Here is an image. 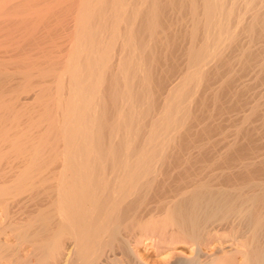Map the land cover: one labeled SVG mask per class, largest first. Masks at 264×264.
Returning a JSON list of instances; mask_svg holds the SVG:
<instances>
[{"label":"bare ground","instance_id":"bare-ground-1","mask_svg":"<svg viewBox=\"0 0 264 264\" xmlns=\"http://www.w3.org/2000/svg\"><path fill=\"white\" fill-rule=\"evenodd\" d=\"M242 1L251 20H238L240 33L255 48L233 54L236 70L223 54L238 47L233 21ZM78 2L72 46L57 63L9 72L0 52V264H145L137 251L145 240L185 258L178 264H264V157L252 143L256 126L244 129L263 104L240 114L224 154L211 165L204 160L216 144L207 104L229 111L220 97L253 65L264 80V45L256 49L264 41V9L257 8L264 0ZM221 75L207 103L205 92ZM32 77L44 95L52 91L55 110L52 123L45 114L51 125L43 141L24 142L34 146L22 150L14 143L19 128L12 134L6 125L7 102L19 100L6 90L30 86ZM224 128L215 131L225 138ZM246 136L254 148L239 145ZM240 150L251 152L236 155Z\"/></svg>","mask_w":264,"mask_h":264},{"label":"rangeland","instance_id":"rangeland-1","mask_svg":"<svg viewBox=\"0 0 264 264\" xmlns=\"http://www.w3.org/2000/svg\"><path fill=\"white\" fill-rule=\"evenodd\" d=\"M78 1L79 0H0V52H1V56L3 57L4 62H5V69L9 72H12L15 70L21 71V69L23 71L25 68L28 70H33L35 67H38V65H39V64L37 65L36 63H40V62L43 63L44 66L47 65L46 67H48V66H50V64L52 63L53 60H56L57 58H61L62 55H64V54L66 55V53L69 51V48H71L72 43H73V35L75 32L74 31L75 19L78 16V13H77V9H78L77 6L79 3ZM240 4H241V5H239L240 8L239 7L237 8L236 17L233 21V29L234 30L238 29L237 32L239 31V33H240V31L243 32L244 30L238 24V20L239 19L243 20L242 18H244L246 23H249V21L251 20V18H250L251 12H250V14L246 12L250 9L248 2L246 1L245 8L243 7L245 5V2L242 1V2H240ZM246 8H249V9H246ZM257 8H260L261 10L264 9V8H261L260 5H258ZM242 9H243V11H242ZM244 9H245V11H244ZM262 11H264V10H262ZM170 13H167V16L170 15V17H171V15H172V18L174 16L176 17V15L172 14V12H170ZM263 15H264V13H263ZM172 18H170V19H172ZM174 18H173V20H174ZM187 21H186V23H187ZM186 23H185V25H186ZM239 33H238V39L239 40H238V44H237L238 47L236 46V47L229 48V49H231V51H232V49L234 50V48H235V51H233V52H231V51L229 52V50L227 48L224 50V54H223V56H224L223 59H225L224 62H227L226 60L228 59V62H229V60H231V64H232L233 63L232 60H234L233 54L234 53L236 54V52L241 50L240 48L246 49L248 46H249V48L251 47L252 49H253V47L255 48V44H252V43L250 44V40H249L250 38L248 39L247 32H245L246 35H244V33H240V36H239ZM241 36H242V39L240 38ZM261 41L262 40H260V42ZM258 43H256V47H257L256 49L257 50L259 48L258 46L261 45V47H262L264 45V41L261 42L263 44L259 43V45H257ZM252 45H254V46L252 47ZM236 49H237V51H236ZM256 49H254V50H256ZM226 52H228V53H226ZM229 57H231V58H229ZM235 60H234L233 64H235ZM59 61H61V60H59ZM55 62L57 63V60ZM41 63H40V66L38 67L40 69H41V65H42ZM217 63L218 62H215V61L213 63H211V65L207 67V70L209 72L211 71L212 73H213V71L215 72V69L218 67ZM28 64H30V65L36 64L37 66L35 65V67H31ZM52 64H54V63H52ZM52 64H51V66H52ZM225 65L223 66V68L226 67ZM42 68L44 69V67H42ZM237 68H239V67H238V65L235 64V69L237 70ZM258 68L259 67H256V65H253L252 67L249 68V70H247L243 73H238L237 75H235L233 84L228 89V93L230 94V92H232V94L228 95L226 97L227 99L224 97L228 93L225 96L224 95L221 96L224 99L220 97L219 103L222 107V110H224V111H226L225 109L229 110V111H226L227 113L225 112V114L223 111L221 112L217 107H214V106H216V104L214 105V103H212L213 100L210 101V99H212L210 94L212 95L211 92L214 93V92H217L219 90V87H221L220 85L222 84V82L226 78V74H225V78L223 75H221V77L219 76L220 78L218 77V78H214L213 80H211V82H210L211 86H209L210 89L207 90V94L205 92L204 96H206L208 98L207 95H209V100H207V103L210 101L209 102L210 104L209 103L207 104L208 107L206 109V112H208V111H209V113L211 112L212 116H213V118L209 122H211V124L213 123V125H214L213 126L214 127L213 133L211 134V139L213 142L216 141V144L215 143L213 145L210 144L211 148H212V149H210L209 144L207 145V141H203L202 143L200 141L196 142V145H201L202 147L209 146L208 150L211 153L207 152L209 155L206 154L205 159H204L207 162V165L213 164L212 162H214V159H216L213 157L219 158L221 154H224L226 152V148H224L225 146H223V145L225 143H227V144L233 143L232 141H234V139L236 138L235 130L238 128V125L241 124L240 120L244 116L249 115L250 113H247V112H251L250 108L258 102L261 105L263 104L261 106V108H263L262 109L263 111L260 110V115L262 114V116L258 115L259 117L257 116L256 119L254 118L252 121H250L252 123L246 124L245 125L246 128L244 127V129L245 130L249 129L250 126L252 128H254L255 126L256 127L258 126L257 128L255 127L254 130L256 131V129H257L256 133L258 136H260V138L258 137L259 139L256 141L257 135H255L254 139H252V143L254 142L253 146L256 149L257 148L260 149V150L257 149V151H256L258 153V155H260L258 159L260 160L261 157L262 158L264 157L263 156L264 154L263 155L259 154V151H260V153H264V128H263V124H264L263 120L264 119H262L264 117V80L261 81L260 78H258V75L260 74V73H258V72H260V68L259 69ZM26 69L24 71H26ZM212 69H213V71H212ZM35 78L36 77H32L31 78L32 80L31 79L30 80L32 82H33V80L39 81L38 77L36 79ZM25 84H26V82H23L24 90H23V86L21 87V85L18 86L17 89L16 88L14 90L9 89L11 91H8V88H7V90H6L7 91L6 92L7 98L11 97L13 94V96H17V100H19V101L16 100L18 103L15 101L16 104L10 103L8 101L9 99L7 100L8 101L7 105L11 104V106H7V116L9 117V118L8 117L6 118L7 129L13 131L14 127H18L19 131L17 130L18 128H14V129H16L17 132H19V133H17V135H19V136L16 135L17 139L14 136H13V138H9L10 142L8 139V141L6 142V144H7L6 145V152L12 151L11 150L12 147L10 145L11 139H12V141H14L13 139H16L14 141V143L19 142V141L21 142V143L19 142L17 144V146L18 145L22 146V147L19 146L20 148L17 147L18 149L26 148L27 146H28V148H30L29 146H34V145L29 144V142L27 144L24 143L27 141H31V142L33 141L34 144H35V142L36 143L40 142V140L43 141V139L45 137L43 136V138H42V135H44L43 133H45V130L48 132L47 128L50 127V125L53 121V120L51 121L50 116H52V113L54 114L55 109L53 107H55L54 106L55 104L53 102L54 100L52 101L53 96H49L50 94H52V91H51V93H50V91H47V92H49L48 95L47 94L44 95L43 92L41 91L42 87L39 88V85L41 84L40 82H39V84L35 82L36 85H34V82H33L32 85H30V86L34 85L32 87L33 89L31 91H30L31 87L27 86ZM25 86L29 87V91H27L28 88H26ZM41 86H42V84H41ZM245 88H247V89H245ZM244 89H245V92H244ZM236 90H237V93H239V91H240L239 96L243 97L242 100H244V101H242V102L244 104L239 101V100H241V98L239 99L238 94H236ZM242 90H243V92H242ZM25 91H27V92L25 93ZM208 91L210 92V94H208ZM47 92H44V93H47ZM41 94H43L44 96ZM234 94H235V97L237 95L238 98L236 97L235 101L233 102L234 98L232 95H234ZM229 98H230V100H229ZM237 99H239V100H237ZM227 100H229L230 102ZM236 101H237V105L243 104V106L242 105L239 107L236 106L237 107L236 110H233L232 105H233V103H236ZM48 102L51 105L52 104H54V105L51 106ZM222 102H224L225 105H223ZM230 104H231V108L229 107ZM50 107H52L54 110L51 109ZM240 107H242V108L239 109ZM192 108H194V111L197 109L195 111V114L197 116L201 115L202 109L201 108L199 109V106L197 105L196 101H194V103L192 104ZM215 111L221 112V113H223V115L222 114L218 115V113H216ZM10 112H11V114L8 115ZM12 113H13V115H15L14 117H13ZM45 114L47 116H49L50 119L48 117H46ZM240 114L243 115V117ZM220 115H222L223 118H221ZM225 115H226V117L224 118ZM52 117H54V116H52ZM45 119L48 121L50 120L51 123L48 124V121H45ZM20 120H21V122H20ZM12 121L17 125H15ZM11 122H12V124H14L13 126H11ZM237 123H238V125H237ZM222 124H225V125L223 126ZM46 125H47V127H46ZM202 125H204V121H202L200 123V126H202ZM218 125H219L220 129H221V127L227 128L226 130H225V128L222 129V130H224V132L227 131L226 132L227 135L225 138L221 134H219L217 131H215L216 130L215 127H218ZM234 125H235V127H234ZM197 126L200 127L199 124ZM240 126L241 125H239V127ZM10 127H12V129ZM250 130H253V129L250 128ZM12 131H11L12 134L14 132H16V131H13V132ZM183 131L185 132L184 128L182 130H180V135H181V133L182 134L184 133ZM244 138L245 139H243V137L241 138L242 140H240L239 145H241V147L246 148L249 144V142H247L248 141L247 139H249V138H248V136H246ZM192 139H195V137H192ZM181 140L182 139H180L178 142L182 143ZM186 140H187V138H186ZM230 140H232V141H230ZM253 140H255V141H253ZM42 141H41V144H42ZM183 142L184 143L182 144V147H186L187 142H189V141L185 142V140H183ZM52 143H54V140ZM252 143H251V145H252ZM37 144H39V143H37ZM243 144H245V145H243ZM251 145L249 144V146H251ZM257 145H259L260 147H258ZM254 147H252V148H254ZM31 148H33V147H31ZM217 148H219V150ZM214 149L217 152H215ZM220 150H222V152ZM248 150H250V149H248ZM219 151H220V153H218ZM214 152H215V154H214ZM241 152H242V150H240V152L237 153L236 155L241 156V154L244 153L242 156H245L251 151L247 152L246 150H244L242 153ZM185 156H186V154H185ZM194 156H196L195 159H197L198 157L200 158V154L198 153V151H196V154ZM206 158H207V160H206ZM195 159H193V162ZM197 160H199V159H197ZM200 162L195 163L196 167H201L202 165H204L203 162H201V163ZM150 243H151L150 240H148V241L145 240L144 243L142 244V246H139V248H137V251L139 253V257H141V259L143 261L145 260V264H178V262H181V260L182 261L185 260V258L182 259L183 257H181L177 254L175 256V254L170 255L169 252L157 251L154 249V247H152V244H150Z\"/></svg>","mask_w":264,"mask_h":264}]
</instances>
